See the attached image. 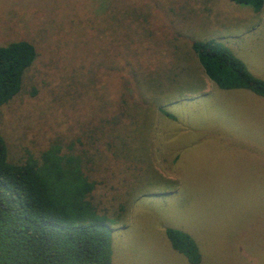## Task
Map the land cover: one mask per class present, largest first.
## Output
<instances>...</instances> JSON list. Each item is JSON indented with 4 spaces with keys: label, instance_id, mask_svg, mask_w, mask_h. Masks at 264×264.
I'll return each instance as SVG.
<instances>
[{
    "label": "rangeland",
    "instance_id": "374dc122",
    "mask_svg": "<svg viewBox=\"0 0 264 264\" xmlns=\"http://www.w3.org/2000/svg\"><path fill=\"white\" fill-rule=\"evenodd\" d=\"M264 79V6L232 0H0V45L36 58L0 106L8 159L78 153L113 226L111 264H264V97L220 89L194 40ZM161 110L171 114L165 115Z\"/></svg>",
    "mask_w": 264,
    "mask_h": 264
},
{
    "label": "trees",
    "instance_id": "16d2710c",
    "mask_svg": "<svg viewBox=\"0 0 264 264\" xmlns=\"http://www.w3.org/2000/svg\"><path fill=\"white\" fill-rule=\"evenodd\" d=\"M232 1L254 11L264 6V0ZM191 48L218 88L264 97V79L224 44L194 40ZM35 58L36 49L27 40L0 45V106L19 92ZM94 188L80 154L63 152L54 142L37 155L27 151L23 159L11 161L0 133V264H111L115 221L94 203ZM165 233L173 249L191 264L200 263L199 247L189 233L173 227Z\"/></svg>",
    "mask_w": 264,
    "mask_h": 264
}]
</instances>
